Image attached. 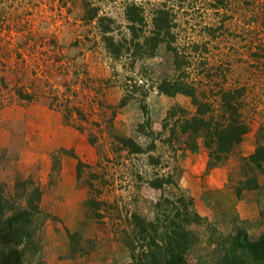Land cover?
<instances>
[{
  "label": "rangeland",
  "instance_id": "1",
  "mask_svg": "<svg viewBox=\"0 0 264 264\" xmlns=\"http://www.w3.org/2000/svg\"><path fill=\"white\" fill-rule=\"evenodd\" d=\"M132 2L144 32L166 3L179 69L163 45L109 54L101 25L115 41L128 37ZM163 80L193 85L219 119L220 98L241 91L248 132L225 159L175 126L195 108L187 95L161 93ZM257 147L264 152V0H0V186L49 214L36 236L45 264H126L120 239L132 215L151 221L155 203L182 210L181 198L202 218L185 228L187 261L213 264L235 229L252 240L264 233V164L248 160Z\"/></svg>",
  "mask_w": 264,
  "mask_h": 264
},
{
  "label": "trees",
  "instance_id": "2",
  "mask_svg": "<svg viewBox=\"0 0 264 264\" xmlns=\"http://www.w3.org/2000/svg\"><path fill=\"white\" fill-rule=\"evenodd\" d=\"M165 1L170 2V0ZM165 4L155 9L150 29L147 32L143 30L147 26H145L141 7L133 2L127 4L125 16L128 22V37L123 36L119 41H115L111 33L112 29L103 23L101 25L104 26L102 39L109 54L114 58H120L128 54L127 45L131 44L136 52L147 48L150 52L148 54L151 55L159 45H163L166 51L173 52V65L179 69L182 63L172 47L175 41L171 33L172 20L167 10L164 9ZM102 20L104 19L99 21L102 23ZM169 84L167 80L161 81L159 91L167 96H175L176 93L187 95L191 98L195 108L191 117L185 116L184 111L180 112L182 115L175 121V126L179 122V128L183 133L203 135L209 156L217 161L225 159L248 132V126L237 118L241 91H227L220 98L222 111L219 119L217 116L213 117L210 105L199 102L193 85L190 86L183 81L174 82V87ZM179 111L173 108L167 112L165 121L174 119ZM148 120L147 117V124ZM214 121L217 123L215 124ZM176 129L174 127L171 129L172 134H175ZM127 144L133 150H138L136 152H140L133 141H128ZM248 160L262 170L263 147H257ZM252 182L249 187L257 188L255 178ZM237 193H239L238 190ZM179 200L182 203V210H178L168 199L155 203V217L151 221L137 214L132 215L131 231H124L120 239L128 254L126 264H192L187 261L186 254L189 244L193 243V238L188 235L185 228L191 222L202 221V218L188 211L191 204L189 200L186 201L183 198ZM48 218L49 214L43 212L38 203L26 204L15 198L14 194H7L0 186V264H45L36 236ZM68 237L71 245L74 244L76 234ZM219 248L221 254L213 264H264V233L252 240L245 226L223 237Z\"/></svg>",
  "mask_w": 264,
  "mask_h": 264
}]
</instances>
